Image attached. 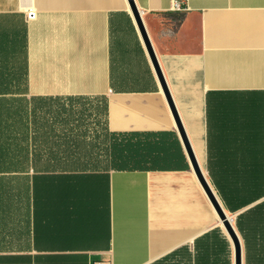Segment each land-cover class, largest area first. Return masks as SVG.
Instances as JSON below:
<instances>
[{
	"label": "crops",
	"instance_id": "1",
	"mask_svg": "<svg viewBox=\"0 0 264 264\" xmlns=\"http://www.w3.org/2000/svg\"><path fill=\"white\" fill-rule=\"evenodd\" d=\"M172 1L135 0L242 264H264V0ZM117 134L136 168L112 165ZM99 261L234 264V245L129 1L0 0V264Z\"/></svg>",
	"mask_w": 264,
	"mask_h": 264
},
{
	"label": "water",
	"instance_id": "2",
	"mask_svg": "<svg viewBox=\"0 0 264 264\" xmlns=\"http://www.w3.org/2000/svg\"><path fill=\"white\" fill-rule=\"evenodd\" d=\"M128 1H129L133 16L135 18V21H136L138 28L140 30V33H141V35L145 41V44L147 46V49L150 53L151 59L153 61L157 75L161 81L163 90L165 92V95L167 97V100L169 102L171 110L173 112V115L175 117L180 136L182 138V141L184 143V146H185V149L188 153V156L191 160L192 166H193V168H194V170H195V172L199 178V181L201 182V184L203 185V187H204L205 191L207 192L209 198L211 199V202L213 203L222 223L226 227L227 232H228V234H229V236L233 242V245H234V264H242V245H241L240 237H239V235H238V233H237V231L233 225L231 217L227 214V212L225 211V209L221 205L220 201L218 200L217 196L215 195L213 189L211 188V185L208 183L207 179L205 178L203 170H202L201 166L199 165V162L195 156V153L192 149L191 143H190L189 138L186 134V131L183 127V124L181 122V119L179 117L177 109L175 107L174 101H173L172 96L170 94L169 88H168L167 83L165 81L164 75H163L162 70L160 68V65H159L157 56L155 54V51L153 49L151 40H150L149 35L147 33V30L145 28L141 11H140L139 7L137 6L135 0H128Z\"/></svg>",
	"mask_w": 264,
	"mask_h": 264
},
{
	"label": "trees",
	"instance_id": "3",
	"mask_svg": "<svg viewBox=\"0 0 264 264\" xmlns=\"http://www.w3.org/2000/svg\"><path fill=\"white\" fill-rule=\"evenodd\" d=\"M131 136L133 135H116V140L114 141L112 146L111 160L112 165L117 169L136 168L140 164L139 160L141 159V145L138 142H132L130 140Z\"/></svg>",
	"mask_w": 264,
	"mask_h": 264
},
{
	"label": "built area",
	"instance_id": "4",
	"mask_svg": "<svg viewBox=\"0 0 264 264\" xmlns=\"http://www.w3.org/2000/svg\"><path fill=\"white\" fill-rule=\"evenodd\" d=\"M170 8L173 10H185V8L182 6L181 1L179 0H173L170 5ZM34 16H35V12L32 10L27 13L28 18H33ZM94 264H111V263H109L108 261H99Z\"/></svg>",
	"mask_w": 264,
	"mask_h": 264
}]
</instances>
